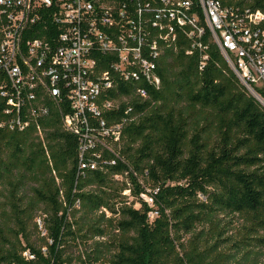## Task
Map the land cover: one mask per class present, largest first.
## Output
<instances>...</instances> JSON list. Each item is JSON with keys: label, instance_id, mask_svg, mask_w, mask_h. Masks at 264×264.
Instances as JSON below:
<instances>
[{"label": "trees", "instance_id": "trees-1", "mask_svg": "<svg viewBox=\"0 0 264 264\" xmlns=\"http://www.w3.org/2000/svg\"><path fill=\"white\" fill-rule=\"evenodd\" d=\"M225 4L264 12V0ZM204 42L205 53L179 35L147 99L121 81L103 93L115 108L91 124L122 125L120 138L83 159L55 106L39 121L43 138L33 123L0 129V264H230L223 216L245 222L236 248H264V108L210 32Z\"/></svg>", "mask_w": 264, "mask_h": 264}, {"label": "built area", "instance_id": "built-area-1", "mask_svg": "<svg viewBox=\"0 0 264 264\" xmlns=\"http://www.w3.org/2000/svg\"><path fill=\"white\" fill-rule=\"evenodd\" d=\"M225 2L0 0V129L24 132L33 123L43 138L39 121L55 106L63 129L78 137L83 159L86 151L106 147L103 139L120 138L122 125L91 124V118L115 108L110 100L100 103L101 95L121 81L136 85L137 97L147 99V87L161 86L157 69L166 49L176 48L182 35L205 53L207 32L264 108V12ZM88 167L96 166L81 162V169ZM124 194L130 197L129 191ZM144 199L154 207L151 195ZM157 216L155 210L149 213L151 220ZM24 256L34 258L29 252Z\"/></svg>", "mask_w": 264, "mask_h": 264}, {"label": "rangeland", "instance_id": "rangeland-1", "mask_svg": "<svg viewBox=\"0 0 264 264\" xmlns=\"http://www.w3.org/2000/svg\"><path fill=\"white\" fill-rule=\"evenodd\" d=\"M124 195L127 196V194ZM127 197L130 199L129 196ZM223 224L225 225L227 231L224 238L229 239L223 244V251L229 255H232L230 264H264V248H236L235 242L238 240L240 235V229L243 225H245V222L241 217L223 216ZM201 228L202 226L199 227L197 231H199ZM187 238H189V236ZM78 253L79 252H76V255Z\"/></svg>", "mask_w": 264, "mask_h": 264}]
</instances>
